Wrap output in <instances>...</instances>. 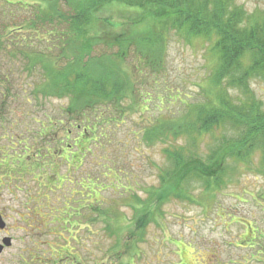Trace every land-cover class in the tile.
<instances>
[{
  "label": "rangeland",
  "instance_id": "1",
  "mask_svg": "<svg viewBox=\"0 0 264 264\" xmlns=\"http://www.w3.org/2000/svg\"><path fill=\"white\" fill-rule=\"evenodd\" d=\"M5 1L32 4V0ZM5 1H1L3 9L9 7ZM236 1L249 11L264 8V0ZM134 13L123 5L108 7L104 15L110 17L113 25L109 24V28L101 25L99 34L118 36L129 32L132 24L123 22ZM29 15L30 8L23 16ZM51 30L48 27L47 31ZM31 35L33 41H40L38 34ZM92 35L90 32L89 37ZM47 36L46 47L38 46L35 50L49 48L55 69L65 71L73 58L70 47L61 45L56 34ZM171 36L164 71L159 73L141 62L144 58L134 44L126 46L127 57L121 67L131 70L140 66L142 75L136 78L135 85L140 96H147L144 98L148 103L140 104L139 110H149L144 115L126 116L116 130V138L128 143L121 153L126 155V169L119 176L114 172L107 175L108 168L94 170L96 167L88 156L83 163L85 170H72L71 177L67 175L68 181L58 184L67 167L61 165L55 141L51 138L46 141L47 136L35 139L42 125L47 130L51 128L49 119L61 117L67 100L50 95L35 98L32 90L45 82L39 64L31 72L23 73L18 70L22 66L20 61L13 60V71L7 78L4 75L8 67L4 66L0 77L3 79L0 80V214L4 216L6 231L0 229V242L8 237L12 240L9 248L0 253V264H25L20 258L27 257L28 253H23L25 248H33L37 264H52L56 257L73 264H264V175L259 172L262 170L259 154L252 155L249 164L239 163L242 165L231 174L232 182L217 192L216 205L207 204L209 196L200 194L198 187L195 189V195H200L198 201L207 204L208 211L200 203L171 199L154 211L153 220H149L143 234H134L140 221L132 204L149 208L144 204L151 199L148 192L159 185L160 176L169 167L165 150L171 140L159 138L148 143L128 130L138 132L137 125L143 122V117L177 114L181 101L204 100L201 87L208 82L212 68L209 47L202 38L189 44L174 34ZM25 39L23 35L19 44L25 45ZM120 39L110 42L107 37L91 52L95 56L118 52L120 47H125L122 46L125 39ZM3 58L7 60L6 56ZM249 85L264 104V81L253 80ZM63 127L52 128L50 135ZM60 134L61 139L64 136ZM45 143L50 144L53 153H59L55 165L48 170L38 163V152ZM67 144L74 145L71 153L78 151L76 133ZM177 144L185 145V141L179 140ZM83 145L87 147V143ZM108 151L113 153L114 149ZM56 172L60 175L55 176ZM88 177L94 178L100 189H95L92 199L84 200L87 191L78 183L85 180L86 184ZM112 182L113 187L108 188ZM95 207L101 213L107 211L108 216L95 213ZM154 209L152 206L151 210ZM108 224L111 229L118 226L124 230L114 229L115 233L110 235Z\"/></svg>",
  "mask_w": 264,
  "mask_h": 264
},
{
  "label": "trees",
  "instance_id": "2",
  "mask_svg": "<svg viewBox=\"0 0 264 264\" xmlns=\"http://www.w3.org/2000/svg\"><path fill=\"white\" fill-rule=\"evenodd\" d=\"M1 1L0 77L4 66L8 67L5 78L13 71V60L20 61L22 66L18 70L23 73L31 72L39 64L45 82L32 90L35 98L50 95L67 100L61 117L49 119L51 128L47 130L42 125L35 139L47 136L46 141L49 138L55 141L61 165L67 167L62 175L56 172L55 176L62 177L60 185L68 181L67 175L71 177L72 170H85L83 163L88 156L96 167L94 170L108 168L107 175L114 172L119 176L126 169V155L121 153L128 143L116 138V130L126 116L144 115L149 110H139L140 104L148 103L146 95L140 96L135 85L136 78L142 75L140 66L131 70L121 67L127 57L126 46L134 44L144 58L141 62L156 73L164 71L171 34L189 44L202 38L209 47L212 68L208 82L201 87L204 100L181 101L177 114L152 119L143 117V122L137 125L138 132L128 130L148 143L159 138L171 140L165 150L169 167L160 176L159 185L148 192L151 199L144 204L149 208L132 204L140 221L135 236L143 234L154 211L171 199L199 204L200 195L194 192L197 187L200 194L209 196L205 203L216 205L217 192L232 182L231 174L240 165L249 164L254 154L260 155L262 170L259 172L264 175V104L249 85L253 80L264 81V8L249 11L236 0H32L30 5L4 0L9 7L3 9ZM114 5L134 10V15L123 22L132 24L131 30L118 36L100 35L101 25L108 28L109 24L113 25L104 12ZM29 8V17L23 16ZM48 27L52 30L47 31ZM90 32L92 37H89ZM31 33L38 34L40 41H33ZM55 34L61 38L59 43L70 47L73 54L65 71L55 69L49 48L35 50L38 46L46 47L47 35ZM23 35L25 45L19 44ZM107 37L110 42L125 39L122 45L125 47L115 53L93 55L92 48ZM3 56L7 60L4 61ZM62 125L65 127L50 135L52 128ZM60 132L64 136L61 139ZM74 133L78 151L71 153L74 145L67 141ZM179 140H184L185 145L176 146ZM83 143H87V147ZM49 145L45 143L38 152V163L47 170L55 165L59 156ZM111 147L113 153L108 151ZM86 181L78 185L87 191L84 200H90L100 185L94 178L88 177ZM113 184L106 186L110 188ZM135 200L140 202V199ZM207 204L201 206L205 209ZM100 210L95 207L93 211L108 216L107 211L101 213ZM114 229L124 230L118 226L111 229L108 224L110 235L115 233Z\"/></svg>",
  "mask_w": 264,
  "mask_h": 264
},
{
  "label": "flooded vegetation",
  "instance_id": "3",
  "mask_svg": "<svg viewBox=\"0 0 264 264\" xmlns=\"http://www.w3.org/2000/svg\"><path fill=\"white\" fill-rule=\"evenodd\" d=\"M1 215V214H0ZM2 217H3V219H4V216L3 215H1ZM4 231H6V229L4 230ZM7 234V233H6ZM8 238H10V237H8ZM5 239V238H4ZM3 239V240H4ZM11 240H12V238H10ZM3 240L0 242V243H3ZM6 248H9V247H5L4 246V248H3V250H5ZM23 253H28L26 256L27 257H20V258H22L23 260H24V262H25V264H37V260H38V258H37V255H36V253H35V251L33 250V248L31 249V248H25L24 250H23ZM21 255H22V252H21ZM195 260V259H194ZM57 261V262H56ZM52 264H73L71 261H66L64 258H60L59 259V257L57 258L56 257V260H55V262H53Z\"/></svg>",
  "mask_w": 264,
  "mask_h": 264
},
{
  "label": "water",
  "instance_id": "4",
  "mask_svg": "<svg viewBox=\"0 0 264 264\" xmlns=\"http://www.w3.org/2000/svg\"><path fill=\"white\" fill-rule=\"evenodd\" d=\"M5 227H6V223L3 219V217L0 215V229H5ZM10 244H11V239L5 238L3 240V243H0V253H2L4 246L8 247V246H10Z\"/></svg>",
  "mask_w": 264,
  "mask_h": 264
}]
</instances>
